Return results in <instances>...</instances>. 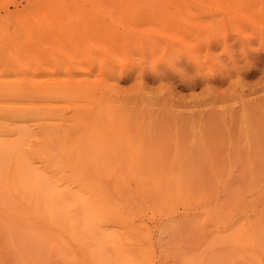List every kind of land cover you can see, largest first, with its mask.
<instances>
[{"label": "rangeland", "instance_id": "374dc122", "mask_svg": "<svg viewBox=\"0 0 264 264\" xmlns=\"http://www.w3.org/2000/svg\"><path fill=\"white\" fill-rule=\"evenodd\" d=\"M73 69L106 100L99 153L132 196L104 190L152 240L103 264H230L235 231L264 236V0H0V93L44 98ZM44 223L0 205V264H93L73 241L58 258Z\"/></svg>", "mask_w": 264, "mask_h": 264}, {"label": "bare ground", "instance_id": "6f19581e", "mask_svg": "<svg viewBox=\"0 0 264 264\" xmlns=\"http://www.w3.org/2000/svg\"><path fill=\"white\" fill-rule=\"evenodd\" d=\"M69 71L67 82L48 88L44 98L24 97L15 86H5L0 93L6 95L0 97V205L5 211L27 213L32 223L43 220L41 231L43 228L53 240L50 250L62 248L56 251L58 258L70 260L69 242L73 241L80 256L93 264H103L105 247L122 254L124 245L133 246L136 254L146 259L152 248L150 234L136 222L127 201L114 202L104 190L110 176H116L107 187L113 194L123 191L132 196L124 189V177L111 170L100 154L107 142L102 138L103 132L107 133L103 120L112 118L101 120L100 113L108 116L109 107L98 87L87 78L77 77L80 71ZM76 99L80 101L75 103ZM119 152H114L112 160L136 161L134 152L127 156ZM133 165L127 164L128 168ZM137 183L140 185L139 180ZM252 208L259 210L254 205ZM108 224L115 229L110 231ZM248 226L251 230L255 224ZM259 228L252 230L262 232ZM252 230L233 234L236 253L230 255V264L264 258V240L260 241L264 236L261 239Z\"/></svg>", "mask_w": 264, "mask_h": 264}, {"label": "clouds", "instance_id": "9594fccd", "mask_svg": "<svg viewBox=\"0 0 264 264\" xmlns=\"http://www.w3.org/2000/svg\"><path fill=\"white\" fill-rule=\"evenodd\" d=\"M178 58H179V57H175V58H173L172 63H173V61L177 60ZM172 63H171V64H172Z\"/></svg>", "mask_w": 264, "mask_h": 264}]
</instances>
